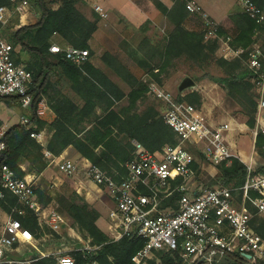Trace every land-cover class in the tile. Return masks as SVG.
Wrapping results in <instances>:
<instances>
[{"label": "trees", "instance_id": "trees-1", "mask_svg": "<svg viewBox=\"0 0 264 264\" xmlns=\"http://www.w3.org/2000/svg\"><path fill=\"white\" fill-rule=\"evenodd\" d=\"M32 1L40 14L35 23L20 24V15L15 13L9 22L1 27V34L14 47V59L25 64L33 73L34 79L32 91L35 94V102L30 119L37 123V127L28 128L21 122L9 126L3 136L6 147L0 153L1 160L8 164L18 177L40 173L48 166V159L44 155L45 148L55 155H60L69 145H73L82 158L120 179L126 173L125 163L133 156L134 140L150 151L161 150L166 144L177 143V135L165 121L161 108L155 104H149L144 109L140 107V102L147 97L149 91L148 81L137 77L117 56L105 51L102 54L103 61L129 84L130 90L126 91L105 70L89 59L90 39L98 28L97 18H88L78 7V0H61L58 8H54L48 0ZM253 1L264 6V0ZM187 3L188 0H175L173 6L168 8L158 2V6L175 26L163 46L153 47L150 51L145 49L144 54L140 53L143 48L141 45L148 40L146 37L132 54L139 64L147 69L149 79L161 85L163 71L177 58L186 56L199 64L215 59L219 65L226 66V71L220 77L208 76L219 82L227 90V96L241 106L240 111L246 116L247 125L250 128L255 127L258 92L252 82V71L245 64L247 53L233 59L217 57L218 37L206 40L205 31L192 30L185 26L184 20L191 13ZM1 4L13 5L9 0H0ZM235 20L240 30L230 43L234 48H247L253 43L252 36L257 23L247 12L237 15ZM10 27L13 29L9 30ZM218 34H223V31L218 30ZM54 36H59L63 45L88 48V59L78 64L68 59L63 50L51 51ZM156 56L159 57V62L152 63ZM56 72L59 77L54 80L52 76ZM60 83L67 84L77 98L67 94L60 87ZM43 96L55 113L51 121L39 117L36 113L38 101ZM0 98L9 103L18 101L17 98L7 96ZM176 99L186 100L199 107L203 104L202 94L198 90H190L184 94L180 92ZM166 108L167 105L162 107L164 110ZM43 128H48L51 132L46 146L31 135L33 130ZM255 146L264 159L263 133L257 135ZM23 164H26V167H23ZM216 167L218 176L209 182L210 186L218 184L240 187L247 178L248 166L239 157L222 161ZM257 171H264V163L255 169V172ZM36 192L43 205L53 199L51 196H44L41 189ZM179 196L180 194L176 193L175 197ZM14 207L18 210L13 211ZM0 209L19 218L25 227L34 232L38 231L39 224L34 210L20 203L13 192L6 189L5 195L0 196ZM19 209L23 212H19ZM69 214L80 230L91 238V243L100 245L98 249L90 251H69L75 256L76 264L93 261L97 264H135L133 256L143 247L144 238L124 236L113 240L97 224L99 212L90 208L87 202H73L69 207ZM254 227L264 237V216L255 217ZM39 253L37 251L33 257L39 256ZM261 260L252 263L240 253H229L221 264H262ZM56 263L57 260L52 255L39 257L33 262ZM0 264L11 263L3 261ZM147 264L185 263L176 251H155Z\"/></svg>", "mask_w": 264, "mask_h": 264}, {"label": "built area", "instance_id": "built-area-1", "mask_svg": "<svg viewBox=\"0 0 264 264\" xmlns=\"http://www.w3.org/2000/svg\"><path fill=\"white\" fill-rule=\"evenodd\" d=\"M13 5H0V96L17 98L27 113L20 118L28 128L37 127L30 119L35 94L32 91L33 73L23 63L14 59L12 43L1 34L15 13L22 16L31 0H9ZM244 11L264 30V6L253 0H240ZM188 9L201 16L205 36L218 37V23L193 0H188ZM101 17L108 12L101 4L94 5ZM259 31V32H260ZM50 50L65 51L68 59L81 64L90 55L88 48L63 45L54 42ZM228 53L240 56L247 53V63L252 71V82L258 92V111L256 125L252 128L254 142L259 133L264 134V42L254 40L247 48H234L230 42ZM228 57V56H227ZM149 92L162 99L167 108L165 121L175 131L178 141L166 144L161 150L150 151L142 143L134 140L135 150L132 158L125 163L126 173L116 178L103 171L98 165L82 158V167L72 158L55 155L45 148L48 163H55L59 170L71 177L81 173L86 179L94 181L114 202L110 210L109 236L119 240L124 236L144 238L145 243L133 256L135 264H147L155 251H176L185 264H221L229 253H251L247 259L254 263L264 258V237L254 227L256 216H264V171L255 172L249 159L243 160L232 150L227 133L236 128L231 122L213 123L203 112L202 106L186 100H178L157 81L149 82ZM46 98L38 101L36 113L45 118L49 109ZM239 124V123H238ZM237 124V125H238ZM238 131H242L238 125ZM5 126L0 127V153L6 147L3 136ZM31 135L46 146L44 129L32 131ZM198 148L205 156V163L216 167L222 161L239 157L248 166L247 178L240 187L225 185L205 186L197 184L201 164L193 152ZM200 164V166H196ZM0 196L5 190L13 192L20 203L30 207L37 215V232L25 227L19 218L11 214L0 223V263L22 264L23 260L9 258L7 251L17 243H29L35 248L42 245L41 228L48 226L60 231L66 218L55 208L43 205L36 194L35 181L27 175L18 177L13 169L0 158ZM179 193V197H175ZM241 195L239 196V194ZM18 210L17 207L13 211ZM19 212H23L19 209ZM100 245H85L88 251ZM39 256L31 257L33 264L39 257L54 256L58 264H76L70 252L59 250L51 252L40 249ZM85 264H97L96 261Z\"/></svg>", "mask_w": 264, "mask_h": 264}, {"label": "rangeland", "instance_id": "rangeland-1", "mask_svg": "<svg viewBox=\"0 0 264 264\" xmlns=\"http://www.w3.org/2000/svg\"><path fill=\"white\" fill-rule=\"evenodd\" d=\"M28 11L30 12L38 11V8L33 1L31 2ZM190 14H192L193 16L191 17L192 20H189L188 26H190L191 29L195 28V29H198L199 31L201 30L205 31L204 23H203L201 16L198 14L192 13V12ZM192 23L194 24V26L192 25ZM12 29L11 27L9 28V30H12ZM127 29L131 30L132 27H127ZM172 29H169L166 27L159 28L157 32L158 35L156 37L146 36L148 40L143 42L144 45H141L143 46V48L141 49L140 53L144 54L145 49H148L150 51L151 48L153 47L163 46L167 40L168 34L170 33ZM218 30H220L219 24H218ZM259 31L260 29H258V32L256 31L254 32L252 36V42L254 40L255 41L259 40V41L264 42V30H261L260 32ZM119 33L120 31L118 29L117 33L113 35L112 41L109 42L108 50L112 51L111 53L113 55L119 56L117 58H119V60H121L124 64L125 62L122 59H120V57L125 58L128 61H132L134 63L138 62L136 57L132 54V51H134V49H136L146 37H143L141 42L137 44V47H133V45H131L126 40L127 38H130V36L127 37L126 35H123L122 33L121 35H119ZM210 38H215V37L211 36ZM210 38H207L205 36L206 40ZM218 38H219V47L216 53L217 57H220V56L227 57L228 56L227 58L229 59H233L237 57L234 54H229L225 56V53H228V51H226L227 45L230 41L233 40V36L223 33V34H219ZM104 52L105 50L102 51V54ZM158 62H159V57L156 56L153 59L152 63H158ZM245 64L248 65L246 60H245ZM109 69H110L109 70L110 73L114 77L120 79V81L124 83V87H125L124 89H126V91H129L130 90L129 84L126 81H124L120 76H118L110 67ZM142 69L143 71L140 76H143V74L147 73V69L145 67L142 66ZM225 71H226V66L219 65L215 59L209 62H206L205 64H199L198 62L193 61L192 59H189L186 56H182L180 58L175 59L163 71L161 75L162 80H163L162 86L167 91L171 92L174 97H176V95L180 93L179 91L180 83L183 81L185 77H191L196 82L197 84L196 87L195 88L188 87L183 92L186 93L192 89L198 90L200 92L201 91L200 89L202 88H205L206 90L211 91V89L213 88L212 81L214 80H212L208 75H211V77L212 76L220 77L224 75ZM52 77L54 80H57V78L59 77V73L58 72L54 73ZM141 79L148 81V83L152 81L149 79L148 73L146 74V76H144ZM59 85L67 94H69L70 96L74 98H77V95L75 94V92L67 84L60 83ZM216 87L217 86H215V88ZM201 94L203 97V102L205 100L211 104L212 102L215 101L207 93H204V94L201 93ZM217 95L220 96V94H217ZM227 97L228 96L224 97L223 100L220 99V101H218L219 102L218 105L227 110L241 112L240 111L241 106L235 103L232 100V98L230 97L227 98ZM14 104L9 103L6 100H2L0 98V116L1 114L6 113L10 116H13L14 121L17 120L18 115L21 112H23L22 110L24 108L21 106L19 101H17V103H14ZM149 104L157 105L159 108H161L162 112L164 111L162 107L166 105V103L162 99L157 97L154 93L152 92L150 93L148 91L147 97L143 101L140 102V107L141 109H144ZM195 105L198 106L197 104ZM235 105L238 107L237 110H233ZM243 117L245 118L246 116L243 115ZM44 119L47 120L48 117L46 116ZM240 133L243 134L241 135V137L243 138V140L240 142L241 147L244 148L247 153H250L253 150H255L256 151L255 155H260L256 146L253 147L254 144H253V136H252L251 128L242 130L240 131ZM192 150L195 156L197 157V159L199 160V162L201 164H205V167L201 168L199 171V175L196 179L197 184L210 186L209 182L218 176V168L214 167V165L212 164L205 163L206 162L205 156L201 150H199L198 148H193ZM70 158L74 159L82 167V156L70 155ZM261 161H264V159L260 155L259 160L257 161V167L263 164ZM48 165L50 164L48 163ZM23 166L26 167V164H23ZM54 166H56V168L51 178L50 179L46 177L40 178L39 182L35 184V189L36 190L41 189L43 191L44 196H47V197L51 196L53 198L51 202H49L46 206L55 207L66 218V222L64 223L63 228H61L60 231H54L48 226L41 228L42 230L39 236L41 238L42 248H44V250H49L51 252H57L59 250H62L64 252L65 251L69 252L74 249L83 248L85 247V245H88V244L93 245L91 243V238L89 236H86V234L80 230L77 223H75L72 216H70L69 207L73 202L75 203L87 202L89 204V207L96 209L100 215H101L100 211L103 212V209H104V214H107L109 211L108 205L106 204L108 201V195L94 181L86 179L83 173H81L77 177H71L67 175L66 173L60 171L56 164H54ZM214 185H211V186H214ZM36 194L38 196V192H36ZM8 217H9V214L3 211L2 209H0V221L2 219L3 220L7 219ZM101 226L105 228V225L103 223H101ZM71 227L73 229H70ZM104 228L102 229L108 233V230L106 231V229ZM66 230L67 231L69 230V232H71L72 238L69 236L70 233H67L66 237L64 236V232ZM37 251H39V249L37 250L35 247H33L29 243H18L15 247L7 251V255L9 256V258H12V259L26 261V263H22V264H28L27 260L33 257V255ZM261 262L262 264H264V258H262ZM11 264H16V263H11Z\"/></svg>", "mask_w": 264, "mask_h": 264}, {"label": "crops", "instance_id": "crops-1", "mask_svg": "<svg viewBox=\"0 0 264 264\" xmlns=\"http://www.w3.org/2000/svg\"><path fill=\"white\" fill-rule=\"evenodd\" d=\"M49 3L52 4L54 8H58L61 5V0H48ZM197 4H199L204 11L208 13V15L216 21L220 25V29L224 34L232 35L233 38L237 36L239 33V25L236 22L235 18L240 13L245 12L243 5H241L240 0H193ZM158 2H161L166 7L170 8L173 6L175 0H78V7L85 15L90 19H98V28L94 32L92 38L90 39V50L91 56L90 60L98 67L105 70L113 80L119 83V85L124 89V83L120 81V79L114 77L110 73L109 66L102 59V51H110L109 42L112 41L113 35L117 33L118 29L123 35L130 38L126 40L133 45V47H137V44L141 42L143 37L150 36L156 37L158 34L159 28H169L172 29L174 27V23L167 17L166 13L158 6ZM101 4L104 9L108 12V16L101 17L100 14L95 11L94 5ZM38 11H26L22 16H20V24H29L35 23L39 17ZM193 15L190 14L185 20L184 24L186 27L190 28L189 20H192ZM200 18V17H199ZM201 19V18H200ZM202 21V20H201ZM194 26V24L192 23ZM127 27H132L131 30H128ZM121 29V30H120ZM194 30H198L192 28ZM128 32V33H127ZM124 36V37H126ZM140 37V38H139ZM139 38V39H138ZM53 42H61V38L59 36H54ZM63 44V43H62ZM112 52V51H110ZM119 57V56H117ZM125 62V65L129 67V69L139 78H143L147 73L142 74V66L138 62L128 61L125 58L120 57ZM213 88L211 91L206 90L205 88L200 89L201 93H207L210 97H212L215 101L211 104L204 100L202 104V110L207 115L208 119L213 123H221V122H231L232 125L236 126L234 129L230 130L227 133V139L232 147V150L236 153H239L243 160L249 159L253 167L257 168V161L259 160L260 155H255L256 151L253 150L250 153H247L244 148L241 147L240 142L243 140L241 134L238 131V125L243 130L249 129L250 127L246 123V117L244 118L241 112L231 111L224 109L218 105V101L220 99H224L227 96V91L222 88L221 84L217 81H212ZM215 86H217L215 88ZM126 90V89H124ZM194 90V89H192ZM205 91V92H204ZM185 93V92H181ZM217 94H220L218 96ZM228 98V97H227ZM17 102H12V104ZM15 105V104H14ZM23 107V106H22ZM24 108V107H23ZM22 108V109H23ZM238 107L235 105L233 110H237ZM18 115L17 120H13L14 117L10 116L6 113L1 114L0 116V127L5 126L8 128L12 124L19 122L20 118L23 114L27 113V109H23ZM48 121H51L55 117L54 111L49 107L47 110ZM239 123V124H238ZM238 124V125H237ZM45 131V139L48 141L51 136V132L48 128H43ZM252 130V128H251ZM253 136V135H252ZM253 144L255 147L254 137ZM70 155H78L81 156L73 145H69L58 158L69 157ZM264 163V161H261ZM42 172L40 173H29L28 176L34 179L35 184L39 182L40 178L46 177L51 178L53 173L55 172L56 166L55 163H49ZM24 167V166H23ZM79 189V188H78ZM108 205L109 211L107 214L101 212V215L97 219V224L101 227V223L105 225L106 231L109 232V222H110V210L114 207V202L108 197V201L106 203ZM63 228V226H62ZM70 229H73L72 227ZM75 231V230H74ZM71 232L69 230L64 232V236ZM72 238V237H71ZM37 250L43 249L42 245H39Z\"/></svg>", "mask_w": 264, "mask_h": 264}, {"label": "water", "instance_id": "water-1", "mask_svg": "<svg viewBox=\"0 0 264 264\" xmlns=\"http://www.w3.org/2000/svg\"><path fill=\"white\" fill-rule=\"evenodd\" d=\"M196 82L191 78V77H185L183 81L179 85V91L182 92L188 87L195 88L196 87ZM248 259L252 258L251 253H245L244 254Z\"/></svg>", "mask_w": 264, "mask_h": 264}]
</instances>
